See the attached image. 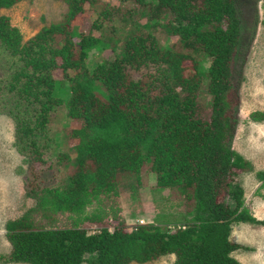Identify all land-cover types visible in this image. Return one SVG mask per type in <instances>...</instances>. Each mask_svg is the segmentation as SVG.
I'll use <instances>...</instances> for the list:
<instances>
[{
  "label": "trees",
  "instance_id": "16d2710c",
  "mask_svg": "<svg viewBox=\"0 0 264 264\" xmlns=\"http://www.w3.org/2000/svg\"><path fill=\"white\" fill-rule=\"evenodd\" d=\"M64 1L63 19L26 40L0 15V112L16 124L25 195L34 199L5 223L10 247L0 262L130 264L173 254L170 264H242L233 252L246 247L230 239L232 223H264L244 206L236 175L250 163L231 147L239 54L256 13L246 26L244 0ZM85 5L80 30L72 20ZM95 52L101 58L88 66ZM64 115L67 128L74 122L64 139L77 142L53 155ZM248 119L261 122L264 111ZM149 176L175 193L187 220L127 231L113 198L135 195Z\"/></svg>",
  "mask_w": 264,
  "mask_h": 264
},
{
  "label": "rangeland",
  "instance_id": "374dc122",
  "mask_svg": "<svg viewBox=\"0 0 264 264\" xmlns=\"http://www.w3.org/2000/svg\"><path fill=\"white\" fill-rule=\"evenodd\" d=\"M103 1L116 3L115 0ZM244 3L243 8L246 11L242 10L241 14L247 23L246 26L252 22L253 18L249 16L253 12L256 13L257 23L249 44L239 54L243 56V62L238 85L239 100L236 112L238 122L231 147L250 163L247 170L237 171L236 175L237 183L243 189L244 206L250 214L264 221V184H261L264 178L257 174L259 171L264 172V120L255 122L248 119L251 111H264V0H244ZM85 8H87L86 11L72 20V24H77L80 30H85L87 24L85 15L89 13V8L86 5ZM66 10L67 4L64 0H22L10 7L0 8V15L7 16L10 24L17 27L23 39L26 40L43 25L61 21ZM247 32L246 29L245 33ZM100 58L99 53H91L87 58L88 66ZM237 68L238 66L233 72L237 71ZM55 73L60 75L58 71ZM0 106H6L1 96ZM67 125V117L60 116L58 124L55 125L57 133L55 130L51 133L49 153L55 155L58 150L65 148L64 145L77 142L76 139H71L69 142L64 139V132L74 125V122H69V128ZM15 128L14 120L9 115L0 112V253L7 252L10 247L5 236V223L20 216L34 204V199L25 195L23 177L27 163L15 144L17 140ZM62 143L63 145L59 147ZM35 166L37 167L38 163H35ZM153 178L149 176L148 182L142 178L143 181L138 186L135 195L121 194L113 198L116 208L113 207L118 210L119 217L126 220L125 230L132 229L136 223L142 224L149 220L163 225L170 224V226L172 224L181 225L187 220L186 206L179 201L174 192L153 186ZM227 199L230 201L229 197ZM106 201V205L112 203L111 200L106 199ZM59 217L61 221L56 223L61 226L64 224L62 220L65 215ZM37 221H39V216L36 215L35 222L38 224ZM40 221L42 222L41 219ZM112 223L114 224L115 221L112 220ZM44 226L48 225L44 223ZM229 237L232 241L246 247L233 252L234 257L242 264H264V223L234 221ZM173 260L174 255L167 254L144 263L131 262L130 264H170ZM0 264L28 263L0 262Z\"/></svg>",
  "mask_w": 264,
  "mask_h": 264
}]
</instances>
